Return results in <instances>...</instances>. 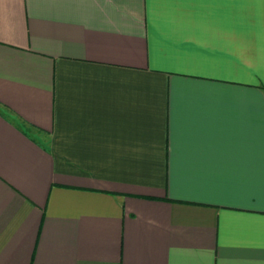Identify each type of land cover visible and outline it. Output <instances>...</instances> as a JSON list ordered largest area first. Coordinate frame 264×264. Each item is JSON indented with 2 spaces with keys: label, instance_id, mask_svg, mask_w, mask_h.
Instances as JSON below:
<instances>
[{
  "label": "crops",
  "instance_id": "crops-1",
  "mask_svg": "<svg viewBox=\"0 0 264 264\" xmlns=\"http://www.w3.org/2000/svg\"><path fill=\"white\" fill-rule=\"evenodd\" d=\"M0 264H264V0H0Z\"/></svg>",
  "mask_w": 264,
  "mask_h": 264
}]
</instances>
